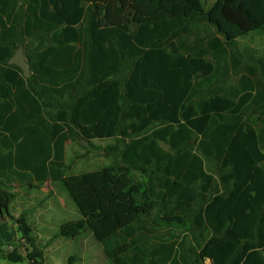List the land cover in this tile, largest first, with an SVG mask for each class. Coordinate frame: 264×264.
Instances as JSON below:
<instances>
[{
	"label": "trees",
	"instance_id": "1",
	"mask_svg": "<svg viewBox=\"0 0 264 264\" xmlns=\"http://www.w3.org/2000/svg\"><path fill=\"white\" fill-rule=\"evenodd\" d=\"M242 40L264 45V0H0L4 257L47 264L11 188L52 180L81 216L55 236L90 231L114 264L157 240L166 264L181 234L190 264H264V53ZM77 138L112 139L111 163L66 175Z\"/></svg>",
	"mask_w": 264,
	"mask_h": 264
},
{
	"label": "rangeland",
	"instance_id": "2",
	"mask_svg": "<svg viewBox=\"0 0 264 264\" xmlns=\"http://www.w3.org/2000/svg\"><path fill=\"white\" fill-rule=\"evenodd\" d=\"M212 1L209 0V2ZM240 44L242 48L248 47L250 50H258L260 53H264V45L262 44V47L257 46V41L242 40ZM238 76L233 74L229 82L238 81ZM83 140L77 138L69 141L66 145V175L95 171L111 163V159L105 151V148L112 143L111 139L87 141L88 146L82 144ZM20 186L22 185L11 188L13 192H16L11 212L16 217L22 213L28 216V221L34 229L36 243L44 246L43 254L47 264H114L104 254L103 245L90 232L84 233L75 240L55 236L60 224L81 217L61 181L48 180L41 185ZM183 241L181 234L170 243L174 244L175 250L180 248ZM21 244L22 238L16 223L9 217L4 218L0 215V264H28L26 261L12 262L4 257V254L11 248ZM162 244L163 242L157 240L149 244L148 248H143V253L139 251L138 258H136L137 264H152L156 260L154 250H156V246L160 247ZM193 244V240L188 238L186 241L187 252ZM28 250L27 246L22 248V252ZM130 257H133L132 254Z\"/></svg>",
	"mask_w": 264,
	"mask_h": 264
},
{
	"label": "water",
	"instance_id": "3",
	"mask_svg": "<svg viewBox=\"0 0 264 264\" xmlns=\"http://www.w3.org/2000/svg\"><path fill=\"white\" fill-rule=\"evenodd\" d=\"M10 64H15L19 66L26 77H29L31 74V66L30 63L28 62V59L25 56L24 53V48L20 47L19 49L16 50L14 56L9 60ZM82 144L84 146H88V142L86 140L82 141Z\"/></svg>",
	"mask_w": 264,
	"mask_h": 264
},
{
	"label": "crops",
	"instance_id": "4",
	"mask_svg": "<svg viewBox=\"0 0 264 264\" xmlns=\"http://www.w3.org/2000/svg\"><path fill=\"white\" fill-rule=\"evenodd\" d=\"M207 5H211L212 3H214L215 2V0H213L212 2H209V0H203ZM210 3V4H209ZM100 140H102V139H100ZM112 140V139H111ZM47 182V181H46ZM34 184H38L37 182H34L32 185H28V186H34ZM20 187H24V186H20ZM78 209V208H77ZM0 215L2 216V217H4V218H8L5 214H1L0 213ZM16 227V226H15ZM87 232H90V231H87ZM86 233V232H85ZM91 233V232H90ZM93 234V233H92ZM3 236V235H2ZM94 236V235H93ZM4 237H5V234H4ZM80 238V237H79ZM95 238V237H94ZM75 240V239H74ZM159 250H160V248H159ZM162 250V249H161ZM160 250V251H161ZM186 252H187V248H177V249H175L174 250V255L172 256V258L171 259H169L168 260V262L166 263V264H172V262L171 261H174L176 258L180 261V263L181 264H190L189 263V258L187 257V255H186ZM182 253L183 254H185V258H186V260L188 261V262H185V260H183L182 258H181V255H182ZM1 258V257H0ZM206 263L207 264H211V260H209V259H207L206 260Z\"/></svg>",
	"mask_w": 264,
	"mask_h": 264
}]
</instances>
